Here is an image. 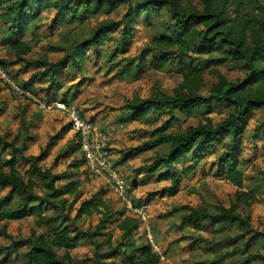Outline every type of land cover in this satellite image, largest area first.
Listing matches in <instances>:
<instances>
[{
  "label": "trees",
  "instance_id": "16d2710c",
  "mask_svg": "<svg viewBox=\"0 0 264 264\" xmlns=\"http://www.w3.org/2000/svg\"><path fill=\"white\" fill-rule=\"evenodd\" d=\"M200 1V7L193 6L191 0H0V6L4 5L10 16L11 29L23 33L30 24L37 27L36 20L47 11L54 12L59 18L65 19L69 16L73 21L84 22L99 13L110 15L118 10L120 5L127 4L129 8L120 20L126 22V26L120 29V43L125 42L130 34V23H127L129 13H134L139 19L144 16L157 19L162 14V9H167L171 16L167 31L151 39V48L156 52L155 65L163 68L173 63L178 54L187 55L190 61L182 81L173 89V94L148 98L137 96L127 101L125 108L133 120H146L149 114H154L156 120L164 114L168 115L167 120L152 131L150 140L131 150L138 154L162 143L170 144L167 153L157 156L147 167L153 173L160 171L161 179H171V192L174 194L177 193L180 181V173L176 171L178 160L183 159L185 155L192 157L194 164L184 170L190 173L200 162L206 163L207 155L213 153L217 144L226 143L227 147L220 155L216 167L220 169L224 179L236 187V200L230 207L182 205L173 208L169 213L187 211L188 214L184 215L183 220L199 231L205 229V221L212 222L214 229L225 223L244 226L246 230L253 229L250 218L237 212V203L251 206L260 201L256 193L245 190V172L241 168L240 156L246 124L255 110L264 107V0H256L254 3L260 12L258 16L249 14L250 0ZM120 21L108 18L57 62H50L48 58L30 59L28 55L32 50L31 46L12 44L17 59L12 62L0 60V68L7 72V64L20 62L26 66L40 67L27 82L20 83L38 94L31 86L34 78L40 77L48 82L47 85H51L53 81H57L60 73L68 69L70 62L81 66L79 58L91 47L103 46L113 40L110 35ZM203 56L212 59L216 64L231 61L243 65L246 71L244 78L231 81L224 73L217 71L216 82L210 87L207 95L203 94L202 90L206 87L204 71L195 67V60L202 59ZM15 81L18 82L16 79ZM49 87L53 90L52 86ZM60 100L72 104L65 99ZM217 103L233 107L234 111L224 120L214 122L210 114L213 105ZM80 111L84 117L95 122L81 109ZM197 111H202L204 115L197 125L189 126L183 131H170L177 119L176 112L190 114ZM34 125L22 121V128L9 144L15 145L13 150L8 153L4 162H0V188L8 191L5 196L0 197V237L13 240L11 246H0V261L10 262L14 255L19 254L18 250L25 247L22 258L29 264H81L73 257L71 250L79 245L80 240L91 239L95 241V252L90 264H117L120 258V264H162V255L153 252L148 237L144 241L141 237L138 238L141 221L137 216H118L117 228L120 238L115 242L110 230L115 214L104 198V191L100 190L89 198H79L82 184L81 180L75 178V172L81 168L88 173L79 136L72 131L71 124L68 122L67 126L52 136L39 154H26L28 139L33 138L29 129ZM260 127L257 132L264 130V122ZM69 133L77 136L78 144L74 148L70 147L66 154L80 150L82 160L72 162V172L57 174L43 163L58 141L63 140ZM17 140L21 145H16ZM4 144L8 142H4L3 135L0 134V151L5 150ZM22 162L26 168L18 167ZM164 168L165 171H162ZM142 170L143 167H139L136 171L141 173ZM35 175H38L40 181ZM40 188L43 194L37 191ZM105 189L110 190L106 185ZM69 198H72V202L67 204ZM76 198L80 201L72 218L70 209ZM57 209L60 213L55 215L54 211ZM32 215L36 216V227L31 231V237L13 239L7 223L24 220ZM84 215L100 216L92 232L81 230L77 226V220ZM53 219L57 223L55 228L51 227L54 224ZM141 232L147 236L146 229ZM98 236H104V240H98ZM259 239L264 240V232L255 230L251 238L241 246H234L232 251H226L222 256L216 255L196 264H217L239 252L247 255L241 264H247L251 259L264 263L263 254L249 253L250 245H254ZM212 241L217 243V240ZM230 241L234 243L240 239L237 236ZM104 247L107 248L103 249ZM208 251L216 250L210 246Z\"/></svg>",
  "mask_w": 264,
  "mask_h": 264
},
{
  "label": "rangeland",
  "instance_id": "374dc122",
  "mask_svg": "<svg viewBox=\"0 0 264 264\" xmlns=\"http://www.w3.org/2000/svg\"><path fill=\"white\" fill-rule=\"evenodd\" d=\"M249 14L260 15L255 7L256 0H250ZM191 4L200 7V0H191ZM127 4L119 6L118 10L98 16L84 22L73 21L67 16L59 18L54 12H45L36 20V26L30 24L23 32H15L11 29V19L4 5L0 6V60L12 62L17 59L12 44H25L32 47L28 57L30 59H47L50 62L59 61L68 51L83 42L92 31L105 20L120 21L125 16ZM171 22V16L167 9H162V14L157 18H138L134 13L128 14L127 23H130V34L125 42L120 43V29L126 26L125 21H120L114 32L111 33L112 41L106 44L91 47L83 57L79 58L81 66L70 62L67 70H64L51 85L40 77L34 78L31 86L43 98L52 100L65 99L79 107L84 114L94 119L100 129L109 136L112 152V163L117 166L119 172L126 179L129 197L137 204H144L147 208L148 222L142 221L138 238L143 241L153 238L160 248L162 264H196L205 259H211L216 255H224L226 251H232L234 246H241L254 234V231L264 232V130L257 132V128L264 122V107L257 109L251 115L246 124L243 138V150L240 156L241 168L245 172V190L253 191L260 197V201L248 206L245 203H237V212L243 217H249L253 229L246 230L230 224L216 226L205 221L204 230H197L183 220L187 211H179L170 214L169 211L177 206L189 205L207 207H230L236 200V187L224 179L220 169L216 167L219 157L226 149V143L217 144L213 153L208 154L205 162H200L196 169L190 173L185 172L189 165L194 164L192 157L185 155L176 163V171L180 173V181L177 193H172L171 179H161L159 172H150L147 167L154 159L167 153L169 143H162L147 151L134 154L132 148L150 140L152 131L168 115L164 114L159 120L154 114H149L146 120H133L130 112L125 108L129 99L134 97L148 98L150 96L161 97L164 94H173V89L182 81L183 73L190 59L185 54H178L173 63L163 68L155 65L156 52L151 48V39L155 35L167 31ZM113 28V27H112ZM194 55H196L194 53ZM195 67L204 71L206 87L202 93L207 95L210 87L216 82V72L224 73L231 81L243 79L245 69L243 65L226 61L216 64L212 59L203 56L195 60ZM7 75L24 83L37 72L40 67L26 66L20 62L14 65L7 64ZM0 75V134L3 135L5 150L0 151V162H4L15 145H9L22 128V121L35 124L29 129L32 139H28L26 154H39L52 136L59 133L67 126V119L61 111H44L36 104L29 101H18L10 88V79L1 78ZM12 82V81H11ZM49 86L53 87V90ZM233 107L226 104H214L210 114L214 122L224 120L233 113ZM177 119L170 131H183L189 126L197 125L203 119V112L197 111L190 114L176 112ZM35 127V128H34ZM69 144H71L69 146ZM78 144L77 136L69 133L52 149L49 157L44 161L45 167L53 172L62 174L72 172V162L82 160L80 150L67 155L70 147ZM16 145H21L17 140ZM69 146V147H68ZM72 151V149H71ZM18 167H23L24 162ZM143 167L141 173L137 169ZM83 168V167H82ZM84 169V168H83ZM165 171V168L162 170ZM36 179L40 181L38 175ZM75 178L81 180V197L89 198L100 190L104 191V198L114 210V222L110 230L114 241L120 238L117 228V218L120 214H132L123 200L113 191L105 189L104 182L99 177L86 174L81 168L75 172ZM43 194L42 188L37 189ZM8 193L7 189L0 188V197ZM72 203L70 216L76 214L78 200ZM72 202L68 199L67 204ZM65 212V211H64ZM60 212L54 211L55 215ZM65 214V213H64ZM50 216V215H49ZM35 215L24 220H13L7 223L8 231L13 239L21 240L31 237V231L35 226ZM99 215H84L77 220V226L81 230L93 231L99 221ZM54 220V219H53ZM150 227L151 231L145 234L141 231ZM51 227H57L54 224ZM214 231V232H213ZM238 236L240 241L232 243L231 238ZM98 240H104V236H98ZM212 240H217L214 244ZM79 245L71 250L73 257L81 264H90L95 252V241L91 239L80 240ZM13 240L0 237V246H11ZM249 253L264 255V240L259 239L252 246ZM213 246L215 252L208 251ZM104 247L103 249H106ZM26 248H20L19 254L14 255L10 262L0 261V264H29L22 258ZM246 254L239 252L233 257L225 258L217 264H241ZM122 259H118L120 264ZM247 264H264L259 260L251 259Z\"/></svg>",
  "mask_w": 264,
  "mask_h": 264
},
{
  "label": "built area",
  "instance_id": "2783aa9c",
  "mask_svg": "<svg viewBox=\"0 0 264 264\" xmlns=\"http://www.w3.org/2000/svg\"><path fill=\"white\" fill-rule=\"evenodd\" d=\"M0 75H2L1 78L5 79L7 77L12 81H9V85L17 100L27 99L44 111L57 110L65 115L67 121L71 124L72 131L79 136L81 151L85 157V169L88 175L101 178L107 188L115 192L123 200L126 208L137 216L141 223L142 221L147 223L146 205L137 204L130 199L126 179L112 163L109 136L98 127L96 122L84 117L80 109L74 104H68L63 100L46 101L31 89L11 79L2 68H0ZM146 231L147 234L150 233L151 229L149 226ZM148 239L153 252L160 254V248L154 239L151 237Z\"/></svg>",
  "mask_w": 264,
  "mask_h": 264
}]
</instances>
